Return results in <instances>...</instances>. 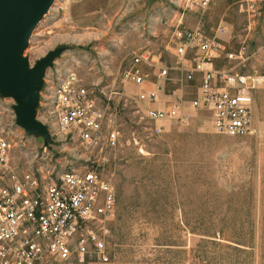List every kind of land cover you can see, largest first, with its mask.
Wrapping results in <instances>:
<instances>
[{"label": "rangeland", "instance_id": "obj_1", "mask_svg": "<svg viewBox=\"0 0 264 264\" xmlns=\"http://www.w3.org/2000/svg\"><path fill=\"white\" fill-rule=\"evenodd\" d=\"M229 1L234 10L240 0ZM181 6L182 0H55L24 56L34 67L49 52L63 49L47 70L44 88L73 71L87 86L118 93L109 112L120 145L102 154L118 201L107 264L195 263V255L217 262L243 259L224 241L251 245L255 250L247 261L264 264V139L220 136L202 115L189 127L170 125L153 136L144 109L134 102L137 89L124 80L132 51H149L170 62L166 47ZM230 20L239 40L244 18L236 14ZM253 37L256 56L246 70L264 72V51H258L264 46L263 29ZM256 99V121L264 135V88ZM14 105L0 97V138L11 142L13 166L51 162L60 174L91 165L89 158L97 154L58 139L40 107L37 119L48 127L51 141L45 146L43 138L28 135L16 122Z\"/></svg>", "mask_w": 264, "mask_h": 264}, {"label": "built area", "instance_id": "obj_2", "mask_svg": "<svg viewBox=\"0 0 264 264\" xmlns=\"http://www.w3.org/2000/svg\"><path fill=\"white\" fill-rule=\"evenodd\" d=\"M210 3L182 0L183 12L174 20L166 47L170 62L149 51L131 53L124 80L137 89L134 102L144 109L153 136L162 135L166 123L186 128L200 115L220 134H261L256 97L264 88V72L246 68L256 56L252 36L260 26L264 0L238 2L246 24L236 45L222 39L228 33L223 25L214 34L207 33L203 21L186 26V12L204 13ZM44 91L39 107L58 139L78 142L97 155L83 171L56 174L51 162L13 166L11 142L0 138V264L110 263L118 201L102 154L120 145V131L109 112L118 93L87 86L73 71ZM162 99V106L157 105Z\"/></svg>", "mask_w": 264, "mask_h": 264}, {"label": "water", "instance_id": "obj_3", "mask_svg": "<svg viewBox=\"0 0 264 264\" xmlns=\"http://www.w3.org/2000/svg\"><path fill=\"white\" fill-rule=\"evenodd\" d=\"M55 0H0V97L12 99L18 126L48 146V127L37 119L47 70L63 49L49 52L31 67L24 56L37 26Z\"/></svg>", "mask_w": 264, "mask_h": 264}, {"label": "crops", "instance_id": "obj_4", "mask_svg": "<svg viewBox=\"0 0 264 264\" xmlns=\"http://www.w3.org/2000/svg\"><path fill=\"white\" fill-rule=\"evenodd\" d=\"M230 2L231 1H229V0H211L209 8L204 13H202V12H188V13H186L185 14L186 26L193 27V26H196V24H198L199 21H203L204 26H205V30L207 31V33L208 34H214V31L219 26L223 25L227 28L228 33L222 39L230 42L231 45H236L238 40H236V38L234 39V37H236L237 30L235 29V24L230 19L235 17L236 14L240 17L242 16V18H244V23L242 24V27H244V25L246 24V16L239 12V9L237 6L238 3H237L236 8L234 10L231 9L233 4H231ZM263 8H264V5H263ZM231 11H233L234 13ZM178 17H179V14L176 15L175 19H177ZM229 17H231V18L229 19ZM172 23H174V21ZM263 25H264V9H263V17H262V20H261V23H260V26L258 28L257 33H259L262 29H264ZM257 33H254L253 36L257 35ZM253 36H252V39H254ZM145 107H147V106L145 105ZM195 118H197V117H195ZM170 125H174V124H170V123L165 124L164 133L167 131V128ZM214 132L220 136H225V137L234 138V139H246V138L264 139V135H262V134H260L258 136L230 137V136L225 135V134H220V133L216 132L215 130H214ZM195 235L204 236V238L212 237L209 234L208 235L207 234H197L196 232H195ZM206 236H208V237H206ZM208 239H212V238H208ZM208 241H210V240H208ZM224 242H226L225 244L228 245V247H226V249L231 250L237 254H243V259L234 260L233 262H232V260H231V262H230V260H229V262L224 261V260H222V262L221 261L217 262L213 259H207L206 257H199V256L195 255V263H160V264H250V262L247 261L245 256H251L252 252H254V250H255L254 247H252L251 245H248V244L236 243V242H232V241H224ZM207 243H212V245H215L214 242H207ZM94 264H96V263H94Z\"/></svg>", "mask_w": 264, "mask_h": 264}]
</instances>
